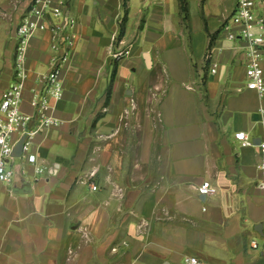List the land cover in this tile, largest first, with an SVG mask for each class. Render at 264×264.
<instances>
[{
  "label": "crops",
  "instance_id": "0c3cea01",
  "mask_svg": "<svg viewBox=\"0 0 264 264\" xmlns=\"http://www.w3.org/2000/svg\"><path fill=\"white\" fill-rule=\"evenodd\" d=\"M30 1L0 0V96ZM63 1L75 48L54 104L62 125L0 184V264H264V96L246 88V44L222 32L235 0H186V20L178 0H128L121 37L122 0ZM51 42H29L28 89ZM204 182L214 195L198 194Z\"/></svg>",
  "mask_w": 264,
  "mask_h": 264
},
{
  "label": "built area",
  "instance_id": "2783aa9c",
  "mask_svg": "<svg viewBox=\"0 0 264 264\" xmlns=\"http://www.w3.org/2000/svg\"><path fill=\"white\" fill-rule=\"evenodd\" d=\"M74 23L63 0H31L15 29L12 78L0 96V184L10 186L15 179L12 153L18 143L22 141L20 160L36 165V156L31 153L36 137L62 125V121L54 115V104L62 100L64 95L62 73L75 48V35L72 33ZM46 31L52 33L48 72L38 78L34 87L28 89L31 82L29 42L37 34ZM222 32L229 41H242L246 44V88L263 97L264 0H235L234 10L223 25ZM122 56L119 53L114 57L118 59ZM215 68L213 66L212 73H215ZM27 92L30 98L26 102ZM24 104L28 105L29 112L24 111ZM236 139L244 148L251 146L245 133L237 134ZM258 149L260 161L257 187L264 193V139L259 142ZM20 171L22 176L26 174L25 170ZM42 173L43 170L36 167L35 174ZM91 187L97 188L95 185ZM197 191L203 197L216 193V189L208 182H204ZM251 246L256 249L258 244L253 241ZM182 264L202 263L195 257L186 256Z\"/></svg>",
  "mask_w": 264,
  "mask_h": 264
},
{
  "label": "trees",
  "instance_id": "16d2710c",
  "mask_svg": "<svg viewBox=\"0 0 264 264\" xmlns=\"http://www.w3.org/2000/svg\"><path fill=\"white\" fill-rule=\"evenodd\" d=\"M179 4H180V11L181 14L183 15V20H186L188 17V6H187V1L186 0H178ZM127 2L128 0H123L122 1V6L123 9L125 10V15H127ZM124 21L126 22V16L124 18ZM124 32V27L121 28V35ZM98 118H100V115L98 116Z\"/></svg>",
  "mask_w": 264,
  "mask_h": 264
},
{
  "label": "water",
  "instance_id": "95a60500",
  "mask_svg": "<svg viewBox=\"0 0 264 264\" xmlns=\"http://www.w3.org/2000/svg\"><path fill=\"white\" fill-rule=\"evenodd\" d=\"M21 151H22V141L16 145V147L13 150L12 157L13 158H20L21 157ZM259 232L262 233V226H259Z\"/></svg>",
  "mask_w": 264,
  "mask_h": 264
},
{
  "label": "rangeland",
  "instance_id": "374dc122",
  "mask_svg": "<svg viewBox=\"0 0 264 264\" xmlns=\"http://www.w3.org/2000/svg\"><path fill=\"white\" fill-rule=\"evenodd\" d=\"M123 1V0H122ZM123 7V6H122ZM125 16H126V22H127V16H128V4H127V15H125V10L123 9V16L121 17V19H120V29L122 28V27H124V30H125V26H126V22L124 21V18H125ZM124 33V32H123ZM123 35V34H122ZM121 35V31H120V37L122 36ZM114 60V59H113ZM114 68H115V66L112 64V72H113V70H114Z\"/></svg>",
  "mask_w": 264,
  "mask_h": 264
}]
</instances>
